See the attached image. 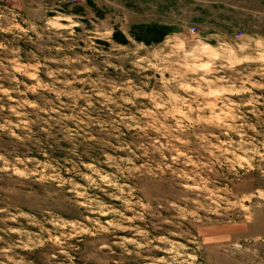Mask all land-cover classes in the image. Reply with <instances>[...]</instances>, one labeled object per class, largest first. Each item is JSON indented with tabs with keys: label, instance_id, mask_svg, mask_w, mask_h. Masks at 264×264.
Masks as SVG:
<instances>
[{
	"label": "rangeland",
	"instance_id": "obj_1",
	"mask_svg": "<svg viewBox=\"0 0 264 264\" xmlns=\"http://www.w3.org/2000/svg\"><path fill=\"white\" fill-rule=\"evenodd\" d=\"M0 264H264V0H0Z\"/></svg>",
	"mask_w": 264,
	"mask_h": 264
},
{
	"label": "built area",
	"instance_id": "obj_2",
	"mask_svg": "<svg viewBox=\"0 0 264 264\" xmlns=\"http://www.w3.org/2000/svg\"><path fill=\"white\" fill-rule=\"evenodd\" d=\"M191 30L194 31V28H192Z\"/></svg>",
	"mask_w": 264,
	"mask_h": 264
}]
</instances>
